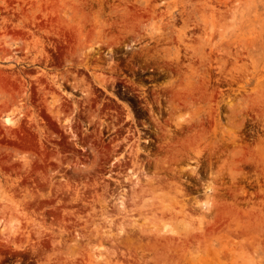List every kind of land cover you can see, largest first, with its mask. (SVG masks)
I'll return each mask as SVG.
<instances>
[{
  "label": "rangeland",
  "instance_id": "374dc122",
  "mask_svg": "<svg viewBox=\"0 0 264 264\" xmlns=\"http://www.w3.org/2000/svg\"><path fill=\"white\" fill-rule=\"evenodd\" d=\"M0 264H264V0H0Z\"/></svg>",
  "mask_w": 264,
  "mask_h": 264
}]
</instances>
